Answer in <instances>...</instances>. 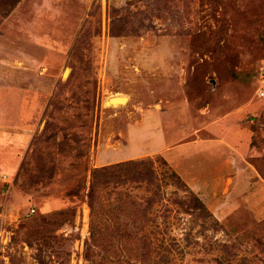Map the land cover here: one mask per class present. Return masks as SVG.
Returning a JSON list of instances; mask_svg holds the SVG:
<instances>
[{"label": "rangeland", "instance_id": "374dc122", "mask_svg": "<svg viewBox=\"0 0 264 264\" xmlns=\"http://www.w3.org/2000/svg\"><path fill=\"white\" fill-rule=\"evenodd\" d=\"M261 68L264 0H0V264H264Z\"/></svg>", "mask_w": 264, "mask_h": 264}, {"label": "trees", "instance_id": "16d2710c", "mask_svg": "<svg viewBox=\"0 0 264 264\" xmlns=\"http://www.w3.org/2000/svg\"><path fill=\"white\" fill-rule=\"evenodd\" d=\"M146 162L149 165H146ZM151 166V159H132L95 168L91 175L90 187L86 193V197L90 201L91 209H94L95 202H97L96 188L100 185L112 184L117 186L129 182H137L138 184L144 182L148 190L152 189L150 187L151 185H154L153 188L157 190L159 184L155 181L156 175ZM155 190L152 193H155ZM127 206L133 211L138 210L137 204L132 205V203H128Z\"/></svg>", "mask_w": 264, "mask_h": 264}, {"label": "bare ground", "instance_id": "6f19581e", "mask_svg": "<svg viewBox=\"0 0 264 264\" xmlns=\"http://www.w3.org/2000/svg\"><path fill=\"white\" fill-rule=\"evenodd\" d=\"M67 71V70H66ZM127 97L124 95H112L107 98L105 101V105H117L118 103H124L126 102Z\"/></svg>", "mask_w": 264, "mask_h": 264}, {"label": "built area", "instance_id": "2783aa9c", "mask_svg": "<svg viewBox=\"0 0 264 264\" xmlns=\"http://www.w3.org/2000/svg\"><path fill=\"white\" fill-rule=\"evenodd\" d=\"M258 75H259V78L260 81L262 82V86L261 87H264V69H260L259 72H258ZM259 94L263 95L264 94V91L261 90V88L259 89Z\"/></svg>", "mask_w": 264, "mask_h": 264}, {"label": "crops", "instance_id": "0c3cea01", "mask_svg": "<svg viewBox=\"0 0 264 264\" xmlns=\"http://www.w3.org/2000/svg\"><path fill=\"white\" fill-rule=\"evenodd\" d=\"M239 174V173H238Z\"/></svg>", "mask_w": 264, "mask_h": 264}, {"label": "water", "instance_id": "95a60500", "mask_svg": "<svg viewBox=\"0 0 264 264\" xmlns=\"http://www.w3.org/2000/svg\"><path fill=\"white\" fill-rule=\"evenodd\" d=\"M112 105V104H111Z\"/></svg>", "mask_w": 264, "mask_h": 264}]
</instances>
